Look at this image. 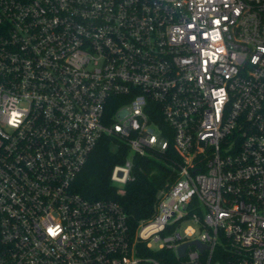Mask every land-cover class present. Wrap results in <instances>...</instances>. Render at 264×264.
Instances as JSON below:
<instances>
[{"label": "built area", "instance_id": "1", "mask_svg": "<svg viewBox=\"0 0 264 264\" xmlns=\"http://www.w3.org/2000/svg\"><path fill=\"white\" fill-rule=\"evenodd\" d=\"M103 135L175 172L136 228ZM0 264H264V0H0Z\"/></svg>", "mask_w": 264, "mask_h": 264}, {"label": "trees", "instance_id": "2", "mask_svg": "<svg viewBox=\"0 0 264 264\" xmlns=\"http://www.w3.org/2000/svg\"><path fill=\"white\" fill-rule=\"evenodd\" d=\"M116 101L117 98L110 100L106 108L105 118L108 120ZM129 157V147L123 140L103 135L74 181V189L89 200L117 201L128 214L130 224L136 228L141 221L152 217L159 190L167 187L175 172L164 154L133 155L132 178L118 186L111 179L113 168Z\"/></svg>", "mask_w": 264, "mask_h": 264}, {"label": "water", "instance_id": "3", "mask_svg": "<svg viewBox=\"0 0 264 264\" xmlns=\"http://www.w3.org/2000/svg\"><path fill=\"white\" fill-rule=\"evenodd\" d=\"M191 243H192V244H197V245H199V242H198V241H193V242H191ZM186 245H187V244H184V245H182L181 248H180V254H181V256L184 254V249H185ZM199 246H200V245H199Z\"/></svg>", "mask_w": 264, "mask_h": 264}]
</instances>
